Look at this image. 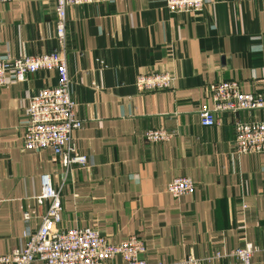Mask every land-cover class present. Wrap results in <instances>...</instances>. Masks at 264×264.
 <instances>
[{
  "label": "crops",
  "instance_id": "1",
  "mask_svg": "<svg viewBox=\"0 0 264 264\" xmlns=\"http://www.w3.org/2000/svg\"><path fill=\"white\" fill-rule=\"evenodd\" d=\"M57 47L52 0L0 2L1 56ZM65 51L82 120L72 142L87 164L65 173L51 150L23 147V108L56 85L54 71L0 87V255L23 246L26 227H39L48 206L39 199L42 174L60 190L59 227H90L112 242L136 236L149 264L228 252L246 240L264 247V151L235 147L236 123H264V108L218 111L212 126L197 114L213 105L208 85L221 80L264 97V0H205L199 11L179 12L164 0L70 6ZM151 73L172 74L171 88H137ZM148 129L170 138L148 142ZM183 176L194 192L172 196L168 183ZM252 262L264 259L259 253Z\"/></svg>",
  "mask_w": 264,
  "mask_h": 264
},
{
  "label": "built area",
  "instance_id": "2",
  "mask_svg": "<svg viewBox=\"0 0 264 264\" xmlns=\"http://www.w3.org/2000/svg\"><path fill=\"white\" fill-rule=\"evenodd\" d=\"M7 1L9 0H0ZM52 1L58 47L37 55H0V87L11 81H22L27 74L39 70L56 73V85L38 90L23 108V147L28 150H51L59 158L64 172L68 173L74 166L85 167L87 157L78 152L72 142L73 132L82 127V120L74 112L75 101L71 97V80L67 70V8L109 0ZM164 3L171 12L199 11L205 0H164ZM173 77L169 73L141 75L137 78L136 87L144 90L171 88ZM208 92L213 105L210 107L203 103L197 110L202 126L214 125L215 113L218 111L236 112L264 108V97L261 94L241 91L235 80L210 83ZM144 136L151 143L164 142L170 138L163 129H148ZM235 147L239 154L263 152L264 123L237 122ZM40 179L39 199L48 200L41 223L35 231L26 227L23 232V246L0 255V264H33L36 261L41 264H108L115 257H120L125 264H149L143 258L145 244L136 236L112 242L90 227H59L62 220L60 190L52 185L48 174H42ZM166 190L177 197L193 193L195 184L189 177H175L168 183ZM23 219H29L27 212L23 214ZM259 253L264 259V247L260 248L246 240L241 246L228 252L215 250L204 257L188 254L173 264H253V256ZM223 259L230 260L222 263Z\"/></svg>",
  "mask_w": 264,
  "mask_h": 264
}]
</instances>
